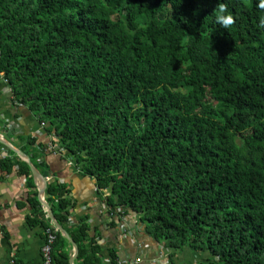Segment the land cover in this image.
I'll use <instances>...</instances> for the list:
<instances>
[{
    "label": "trees",
    "instance_id": "obj_1",
    "mask_svg": "<svg viewBox=\"0 0 264 264\" xmlns=\"http://www.w3.org/2000/svg\"><path fill=\"white\" fill-rule=\"evenodd\" d=\"M262 3L0 0V74L111 193L113 216L137 214L157 242L207 253L205 264H264ZM47 152L33 157L43 172ZM17 166L31 175L2 161ZM46 199L76 264H105L90 218L72 223L70 188L49 184ZM72 257L59 233L54 264Z\"/></svg>",
    "mask_w": 264,
    "mask_h": 264
},
{
    "label": "crops",
    "instance_id": "obj_2",
    "mask_svg": "<svg viewBox=\"0 0 264 264\" xmlns=\"http://www.w3.org/2000/svg\"><path fill=\"white\" fill-rule=\"evenodd\" d=\"M34 141L36 145L32 144ZM55 142L56 138L47 133L28 107L14 103L13 91L1 73L0 154L4 150L9 159L15 161L18 157L29 167L18 154L23 153L41 179L35 178L30 167V176L23 174L19 166L11 171L0 170V264H9L13 258L20 264L43 262L48 228L45 229L38 215H43L47 225L53 223L43 205V201L48 202L46 194L42 197L41 189L55 182L67 185L77 203L71 212L72 223L77 225L84 217L90 218L91 236L103 248L105 264H205L209 260L207 253L195 252L190 247L173 250L157 242L133 212L113 216L108 203L111 193L100 191L98 181L84 175L68 153L54 151ZM41 146L48 149L44 172L37 168L43 162L33 159ZM36 193L42 206L39 212L31 202ZM111 252L116 253V262Z\"/></svg>",
    "mask_w": 264,
    "mask_h": 264
},
{
    "label": "built area",
    "instance_id": "obj_3",
    "mask_svg": "<svg viewBox=\"0 0 264 264\" xmlns=\"http://www.w3.org/2000/svg\"><path fill=\"white\" fill-rule=\"evenodd\" d=\"M54 151H63L58 146H52ZM64 152V151H63ZM9 159V156L3 150L0 154V170L2 169V161ZM60 232L55 228L53 224L46 230V241L43 248V262L41 264H54L53 253L57 243L58 234ZM140 263V260L138 261ZM9 264H20L15 258H13Z\"/></svg>",
    "mask_w": 264,
    "mask_h": 264
},
{
    "label": "water",
    "instance_id": "obj_4",
    "mask_svg": "<svg viewBox=\"0 0 264 264\" xmlns=\"http://www.w3.org/2000/svg\"><path fill=\"white\" fill-rule=\"evenodd\" d=\"M20 155L21 158L24 159V161L29 165V167L32 169V172L33 174L35 175V178L40 181L41 179V176L40 174L38 173V171L36 170V168L34 167L33 163L31 162V160L26 156L24 155L23 153H18ZM47 187L48 185L45 184V186L41 189V194H42V197L45 196L46 194V190H47ZM43 205L47 208L48 210V214L50 216V219L53 223V225L55 226V228L61 233V235L67 239L71 245L73 246L74 248V256L72 257V260H71V264H75L76 263V260L79 256V253H80V250H79V247L77 246V244L73 241V239L70 237V235L68 234V232L60 226V224L58 223V221L56 220V217L54 215V212L51 208V206L46 203L45 201H43Z\"/></svg>",
    "mask_w": 264,
    "mask_h": 264
},
{
    "label": "clouds",
    "instance_id": "obj_5",
    "mask_svg": "<svg viewBox=\"0 0 264 264\" xmlns=\"http://www.w3.org/2000/svg\"><path fill=\"white\" fill-rule=\"evenodd\" d=\"M261 7H264V3L261 4ZM221 22L224 25H227V24L231 23V20H230V18H221Z\"/></svg>",
    "mask_w": 264,
    "mask_h": 264
}]
</instances>
